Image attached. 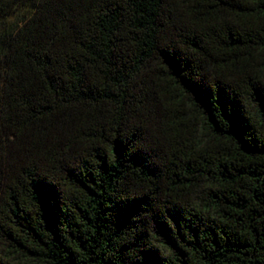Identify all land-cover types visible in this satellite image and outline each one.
<instances>
[{"label": "trees", "instance_id": "16d2710c", "mask_svg": "<svg viewBox=\"0 0 264 264\" xmlns=\"http://www.w3.org/2000/svg\"><path fill=\"white\" fill-rule=\"evenodd\" d=\"M0 264H264V0H0Z\"/></svg>", "mask_w": 264, "mask_h": 264}]
</instances>
